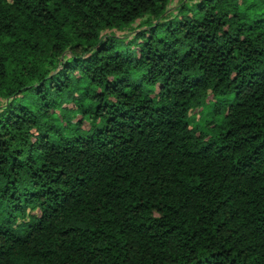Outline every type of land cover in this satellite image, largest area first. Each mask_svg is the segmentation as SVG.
<instances>
[{
  "label": "trees",
  "instance_id": "1",
  "mask_svg": "<svg viewBox=\"0 0 264 264\" xmlns=\"http://www.w3.org/2000/svg\"><path fill=\"white\" fill-rule=\"evenodd\" d=\"M0 0V264H264V0Z\"/></svg>",
  "mask_w": 264,
  "mask_h": 264
},
{
  "label": "rangeland",
  "instance_id": "2",
  "mask_svg": "<svg viewBox=\"0 0 264 264\" xmlns=\"http://www.w3.org/2000/svg\"><path fill=\"white\" fill-rule=\"evenodd\" d=\"M179 0H173L171 3V7H174L176 4H178Z\"/></svg>",
  "mask_w": 264,
  "mask_h": 264
}]
</instances>
